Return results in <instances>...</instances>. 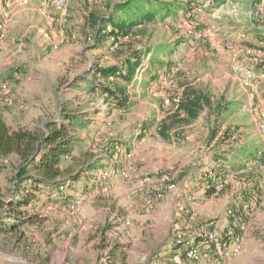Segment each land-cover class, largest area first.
Masks as SVG:
<instances>
[{
	"label": "rangeland",
	"instance_id": "1",
	"mask_svg": "<svg viewBox=\"0 0 264 264\" xmlns=\"http://www.w3.org/2000/svg\"><path fill=\"white\" fill-rule=\"evenodd\" d=\"M123 1L67 0L69 15L60 18L45 0L26 5L0 0V87H9L7 96L0 91V117L13 130H33L57 118L65 104L99 109L96 126L78 131L82 141L73 155L81 165L90 158L98 162L88 175L92 184L101 185L71 197L67 189L36 193L45 203L38 210L42 222L0 232V264H264V167L259 169L261 195L250 208L245 206L244 221L236 226L242 243L237 257L220 261L199 255L190 260L175 242L179 233L197 240L228 227L230 207L243 187L238 167L249 164L247 170L255 171L258 166L244 150L264 149V135L255 124L264 110V0H166L190 4L193 10L190 15L158 16L137 28L125 44L109 41L97 47L90 14L106 15ZM160 47L173 49L171 57L156 53ZM242 48L252 53L253 77L246 83L233 72L229 51ZM132 50L143 55L136 83L127 91L132 105L103 118L108 108L100 97L85 94L87 81L95 68L120 66L119 56ZM157 60L172 65H161L151 80ZM185 85L209 95L214 110H203L163 140L160 124L174 113ZM224 134L233 137L221 142ZM137 143L141 149L130 161L133 173L123 180L118 172ZM219 155L228 162L223 179L205 198L207 185L198 178ZM18 165L14 155L0 157V206L13 195ZM99 170H107L109 177L97 180ZM165 174L179 191H163L162 199L152 198L147 209L148 196ZM194 179L204 185L201 197L202 187ZM5 207H0V227Z\"/></svg>",
	"mask_w": 264,
	"mask_h": 264
},
{
	"label": "trees",
	"instance_id": "2",
	"mask_svg": "<svg viewBox=\"0 0 264 264\" xmlns=\"http://www.w3.org/2000/svg\"><path fill=\"white\" fill-rule=\"evenodd\" d=\"M192 10L193 6L190 4L183 7V5H176L166 0H124L119 5L110 8L106 15L90 14L94 41L97 47L109 41L112 44L122 45L126 40H132L136 36L137 28L152 23L158 16L161 19L170 15L176 17L177 12L180 11H183L185 15H190ZM158 52L171 57L173 49L160 47L156 49V53ZM121 55L119 56L122 58L120 66L95 68L93 76L87 81L85 94L100 97L103 105L108 108L103 118H107L114 110H126L132 105L127 91L130 85L136 83L135 75L142 65L143 55L133 50L129 55ZM157 64L158 66L154 67V76H150L151 80L154 79L161 65L165 67L172 65L170 62L163 63L159 60ZM175 106L174 113L160 124L159 135L163 140L169 139L171 130L194 122L203 110H214L209 95L201 89L187 85ZM99 113V109H91L87 105L73 107L65 104L57 118L33 130H13L0 117V157L14 155L19 160L14 176L13 195L8 202L0 206L1 208L6 206L5 222L1 224L0 232L5 234L16 232L24 226L42 222L38 210L45 203L41 204L36 193L47 194V191L57 190L59 192L67 189L71 197L77 194L78 190L86 195L101 186L98 182L92 184L91 175H88V172L92 173L98 162L90 158L87 165H81L78 161L74 163L76 159L73 155L82 141L78 136V131H86L95 127L97 123L94 118ZM232 137L233 134H224L221 142ZM244 152H248V158L251 161H258V166L255 171L247 170L249 164L238 167V171H243L239 178L243 187L236 195L235 203L230 207L228 215L230 224L220 232L221 242H228L231 238L238 237L236 226L244 221L242 218L245 206L250 208L252 200L258 201L256 198L261 195L259 169L264 167V153L254 147L245 149ZM244 152L243 156H245ZM225 153L234 156L231 151ZM222 160L224 161L221 162ZM224 163H228L224 155H219L213 159V166L201 173V182L210 186L205 190V198L211 197L219 180L223 179L221 171ZM200 240L201 237H198L197 241Z\"/></svg>",
	"mask_w": 264,
	"mask_h": 264
},
{
	"label": "built area",
	"instance_id": "3",
	"mask_svg": "<svg viewBox=\"0 0 264 264\" xmlns=\"http://www.w3.org/2000/svg\"><path fill=\"white\" fill-rule=\"evenodd\" d=\"M20 5L28 4L29 0H19ZM45 4L51 7L60 18H67L69 15L67 0H45ZM3 32V25L0 23V35ZM201 34L195 33L194 38L200 39ZM87 40L89 42H94L91 37H88ZM233 65L232 70L234 73L240 75L242 82L246 83L247 81L251 80L253 77V71L249 66V61L251 60V51L250 49L242 48L238 52L234 49H229ZM240 54V55H239ZM0 91L2 96H7L9 93V87L6 84H3L0 87ZM179 101V99H178ZM176 102V104L178 103ZM252 108H250V112H252ZM255 124L257 129L261 135H264V110L260 111L255 119ZM141 149V143H137L131 151H128L126 158L128 159L129 163L122 168L118 174L121 179L128 180L131 178L133 173L134 167L130 161H132L134 155ZM264 153V149H262ZM109 177V172L107 170H99L97 173V180H106ZM264 179V176H263ZM206 189L209 188V184H206ZM164 193H176L179 191L177 185L172 181L169 174H165L161 177L160 185L154 191L151 196H148L149 201L153 198L154 201L160 200L163 197ZM147 196L149 193L148 191H144L143 193ZM151 202H147V209L151 208ZM191 219L196 217V213L194 210L190 211ZM243 227V226H242ZM219 235L216 231H210L203 235L200 241H197L196 238L193 237H185L184 234L179 233L176 236L175 242L179 245L184 253L185 256L190 259L194 260L197 259L199 255H202L207 260L218 259L220 261L224 260H231L237 257L242 248V243L240 238H231L228 242H221L219 240Z\"/></svg>",
	"mask_w": 264,
	"mask_h": 264
},
{
	"label": "crops",
	"instance_id": "4",
	"mask_svg": "<svg viewBox=\"0 0 264 264\" xmlns=\"http://www.w3.org/2000/svg\"><path fill=\"white\" fill-rule=\"evenodd\" d=\"M15 88V87H14ZM21 88L19 87V90H20ZM256 131H258V129L256 128ZM259 132V131H258ZM257 132V133H258ZM200 176H201V174H200ZM201 178V177H200ZM200 178H198L199 180H201ZM194 182H197V180H193ZM197 184H199V185H201V190H199V192H198V194H197V196H199V197H201L202 196V194H203V192L205 191H203L202 189H203V187H204V185L202 184V183H200V181L199 182H197Z\"/></svg>",
	"mask_w": 264,
	"mask_h": 264
}]
</instances>
